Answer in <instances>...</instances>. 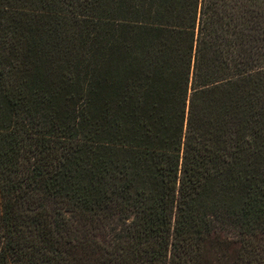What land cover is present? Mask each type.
Returning <instances> with one entry per match:
<instances>
[{
  "label": "trees",
  "instance_id": "16d2710c",
  "mask_svg": "<svg viewBox=\"0 0 264 264\" xmlns=\"http://www.w3.org/2000/svg\"><path fill=\"white\" fill-rule=\"evenodd\" d=\"M0 264H264V0H0Z\"/></svg>",
  "mask_w": 264,
  "mask_h": 264
}]
</instances>
